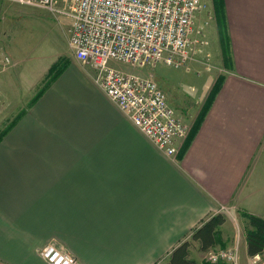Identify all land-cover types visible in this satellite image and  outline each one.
I'll use <instances>...</instances> for the list:
<instances>
[{"label":"crops","instance_id":"0c3cea01","mask_svg":"<svg viewBox=\"0 0 264 264\" xmlns=\"http://www.w3.org/2000/svg\"><path fill=\"white\" fill-rule=\"evenodd\" d=\"M222 5L230 65L174 156L72 53L3 103L0 264H49L39 250L50 242L78 264H157L211 214L264 219V0ZM246 246L233 245L254 264L262 254Z\"/></svg>","mask_w":264,"mask_h":264},{"label":"built area","instance_id":"2783aa9c","mask_svg":"<svg viewBox=\"0 0 264 264\" xmlns=\"http://www.w3.org/2000/svg\"><path fill=\"white\" fill-rule=\"evenodd\" d=\"M57 11L58 0H0ZM66 1V0H65ZM64 2V1H63ZM71 20L68 45L73 56L91 65L94 81L167 156H174L186 136L182 118L168 104L164 91L150 77L113 65L163 63L178 68L191 58L195 44L205 42L214 18L205 0H67ZM50 242L39 253L49 264H78ZM234 247L209 250L208 262L241 264ZM259 257L256 256L254 264ZM260 264H264L261 262Z\"/></svg>","mask_w":264,"mask_h":264},{"label":"rangeland","instance_id":"374dc122","mask_svg":"<svg viewBox=\"0 0 264 264\" xmlns=\"http://www.w3.org/2000/svg\"><path fill=\"white\" fill-rule=\"evenodd\" d=\"M57 2V11L50 12L35 6L0 1V108L16 96L27 97L25 89L29 87L33 72L45 70L47 63H53L62 53H72L67 39L71 25L66 14L69 3L67 0ZM211 3L214 10V0ZM215 14L214 11V18L206 28L204 44L200 47L191 45L194 46L191 59L178 68L163 63L152 67L113 63L124 71L150 77L158 84L168 104L185 122L186 137L203 115L214 87L220 84L230 65L225 25L216 20ZM63 61L59 57L53 70L59 68ZM210 84L212 88L209 89ZM12 114H3V118H12ZM3 126L0 125V130ZM225 215L226 220L218 229V243L209 250L217 251L235 245L238 254H241L248 220L244 212L233 211L232 215ZM185 240L190 243L189 256L196 264L208 262V251L199 250L191 234ZM261 254L257 264L264 262V251Z\"/></svg>","mask_w":264,"mask_h":264},{"label":"trees","instance_id":"16d2710c","mask_svg":"<svg viewBox=\"0 0 264 264\" xmlns=\"http://www.w3.org/2000/svg\"><path fill=\"white\" fill-rule=\"evenodd\" d=\"M214 11L217 17V21L222 25L224 24V8L222 5V0H214ZM227 37V35H226ZM227 43L228 39L226 38ZM226 43V44H227ZM228 50V44H227ZM54 67H51L53 69ZM218 84L214 87L212 91V96L210 101L212 100L214 93L219 88ZM209 101V103H210ZM248 225V230L246 231V253L249 256H254L257 254H261L264 251V219L255 216L253 214L245 213ZM226 218L224 214L221 212H217L211 214L210 216L206 217L202 223L192 230L191 239L198 243L199 250L201 251H208L211 249L216 243H218V233L219 227L225 222ZM190 243L187 240H183L182 242L178 243L172 251L169 253L167 260L164 264H196V262L190 258ZM204 264H223V263H212V262H205Z\"/></svg>","mask_w":264,"mask_h":264}]
</instances>
